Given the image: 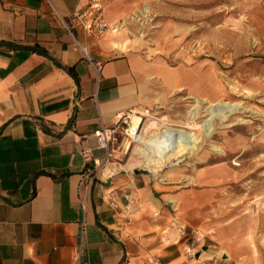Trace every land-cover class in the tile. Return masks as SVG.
Listing matches in <instances>:
<instances>
[{"label":"crops","instance_id":"crops-1","mask_svg":"<svg viewBox=\"0 0 264 264\" xmlns=\"http://www.w3.org/2000/svg\"><path fill=\"white\" fill-rule=\"evenodd\" d=\"M88 1L0 0V264H264L253 237L226 234L230 215L221 226L212 212L214 174L172 189L132 166V144L127 161L105 163L94 132L186 78L121 52L115 23L134 0H101L113 28L99 39L72 22Z\"/></svg>","mask_w":264,"mask_h":264},{"label":"rangeland","instance_id":"rangeland-1","mask_svg":"<svg viewBox=\"0 0 264 264\" xmlns=\"http://www.w3.org/2000/svg\"><path fill=\"white\" fill-rule=\"evenodd\" d=\"M115 25L122 26L121 52L136 50L150 60L160 58L169 71L186 78L168 85L156 107L136 109L148 111L140 134L152 129L155 120L178 127L206 120L209 104H196L190 95L199 101L240 104L224 121L215 120L210 136L204 137L199 127L192 130L200 139L196 149L171 159L158 172L141 169L137 143H132L137 157L131 163L140 174L175 190L200 189L202 177L214 174L215 180L206 178L203 187L214 193L212 212L221 226L224 214L230 215L226 231L233 232L226 234L253 237L251 246L264 258V0H134ZM210 85L220 87L217 97H209ZM183 230L195 236L190 240L204 239L201 231L193 235L195 230Z\"/></svg>","mask_w":264,"mask_h":264},{"label":"bare ground","instance_id":"bare-ground-1","mask_svg":"<svg viewBox=\"0 0 264 264\" xmlns=\"http://www.w3.org/2000/svg\"><path fill=\"white\" fill-rule=\"evenodd\" d=\"M146 13L148 14V11H146ZM207 92L209 96L217 97L218 94L221 93V89L217 85H210L207 87ZM204 101L209 104L210 110L207 119L203 122L194 124L188 121L183 127H178L168 123H160L159 120H155L152 129L145 130V135L142 133L140 135H133V140L137 143V151L140 157L143 158L141 169L149 173H156L171 159L177 158L181 154L192 152L196 149L200 141L197 134L192 130L199 127L204 137L210 136L214 130L215 120L224 121L235 113L240 105L239 103L231 104L222 103L221 101L213 103L206 98L199 101V99L194 98L196 104H201ZM193 107L195 108L196 105ZM194 108L191 110L193 111ZM134 111L136 112V110ZM141 112H146V114H148L147 110H142ZM132 118L136 126L140 120L134 115ZM185 129L189 131H185ZM211 149L220 154L222 153V150L218 147L213 146ZM132 166L135 167L134 164H132Z\"/></svg>","mask_w":264,"mask_h":264},{"label":"built area","instance_id":"built-area-1","mask_svg":"<svg viewBox=\"0 0 264 264\" xmlns=\"http://www.w3.org/2000/svg\"><path fill=\"white\" fill-rule=\"evenodd\" d=\"M72 22L80 26L82 30L89 36L99 39L106 35L111 25L105 15V6L101 0H89L83 9L74 11ZM83 54L88 58L85 48H81ZM95 71H100V64L95 65ZM139 118V122L134 125L132 116ZM146 116V112L128 111L116 116V120L111 127L101 126L94 132L96 142L99 148L105 151L107 163L109 160L120 161L124 158L130 148L134 134H140L142 120ZM85 159L88 161V152H85ZM98 174L97 169L92 168L89 172L91 178H95ZM111 205L115 207L114 202ZM85 209V204H82ZM185 231V230H184ZM194 232H192L193 234ZM195 235V234H193Z\"/></svg>","mask_w":264,"mask_h":264}]
</instances>
